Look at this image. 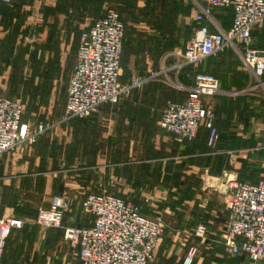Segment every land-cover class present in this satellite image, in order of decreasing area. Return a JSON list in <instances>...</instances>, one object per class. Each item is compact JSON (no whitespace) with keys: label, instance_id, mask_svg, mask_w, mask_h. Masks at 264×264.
<instances>
[{"label":"crops","instance_id":"crops-1","mask_svg":"<svg viewBox=\"0 0 264 264\" xmlns=\"http://www.w3.org/2000/svg\"><path fill=\"white\" fill-rule=\"evenodd\" d=\"M122 3L102 0L99 8L88 4L80 16H74L70 6L64 12L66 0H0V44L12 39L13 53L19 52L13 65L0 70V91L24 93L37 108L31 107L35 116L42 117L43 107L55 108L60 103L64 107L78 43L76 29L89 26L105 9ZM177 12L176 20L168 21L174 27L168 38L150 20L136 22L127 35L131 52L119 81L124 84L137 75L152 76L142 87L125 94L117 104L101 105L89 117L62 123L69 135L65 150L59 147L53 152L51 142L44 140L34 148L0 157L2 215L25 222L28 217L17 207L19 201L23 197L30 201L39 188L48 202L55 195L67 196L70 207L64 226L88 225L91 216L82 209L86 190L114 194L106 190L109 176L114 175L115 184L122 186L118 188L130 192L129 196L114 195L138 204L147 216H162L163 233L148 264H183L192 246L196 249L192 264H241L224 256L219 238L227 216L222 186L229 177L255 182L264 176V72L256 77L244 64L245 47L237 39L195 65L171 73L167 67L163 70L158 62L179 58L175 51L182 50L193 34L189 18ZM211 13L219 28H229V10ZM250 46L264 52V23L253 29ZM22 61L25 68L31 67L26 80L20 78ZM198 72L210 73L217 81L216 92L204 97L214 111L218 130L211 148L204 126L198 127L192 140L180 142L158 124L165 99L183 101L185 87L193 84ZM148 85H154V95L141 93ZM40 96L48 99L38 105ZM54 156L60 158L54 162ZM36 180L42 182L37 188L30 184ZM200 224L206 229L203 235L196 232ZM60 230L62 235L50 232L45 242L27 244L15 238L0 264H81L76 248L64 242ZM251 264H264V259Z\"/></svg>","mask_w":264,"mask_h":264},{"label":"built area","instance_id":"built-area-1","mask_svg":"<svg viewBox=\"0 0 264 264\" xmlns=\"http://www.w3.org/2000/svg\"><path fill=\"white\" fill-rule=\"evenodd\" d=\"M195 2L199 8L192 17L196 22L193 34L184 48L174 53L182 60L174 61L167 68L179 70L185 65H195L232 46V39H237L245 47L244 64L260 77L264 72V52L250 44L253 29L264 23V0ZM213 9L231 10L228 29L217 26L211 13ZM124 30L120 13L108 7L79 32L63 113L57 119L33 124L23 122L20 100L0 94V157L22 144L37 143L62 123L91 116L103 104H117L125 94L149 81L152 76L139 75L132 77L129 83L119 81ZM162 61L164 63V58ZM162 69L166 71L164 66ZM216 87L215 76L196 73L193 84L185 87L183 101L166 100L158 120L160 128L181 142L192 140L198 127L204 126L208 130L207 145L214 147L218 130L214 125V111L204 97L213 95ZM222 193L227 216L219 238L225 253L244 255L251 262L264 259V176L255 182L229 177L222 186ZM69 207L65 193L55 195L47 207L37 210L35 221L44 229H62L63 238L76 248L81 264H148L151 260L164 229L161 215L147 216L138 204L105 191L89 192L82 201V209L91 216L90 223L64 226ZM21 224L16 216L0 214V258L7 238ZM196 232L203 235L204 225H197ZM195 250L193 246L188 249L183 264H192Z\"/></svg>","mask_w":264,"mask_h":264},{"label":"rangeland","instance_id":"rangeland-1","mask_svg":"<svg viewBox=\"0 0 264 264\" xmlns=\"http://www.w3.org/2000/svg\"><path fill=\"white\" fill-rule=\"evenodd\" d=\"M147 2V3H146ZM186 3H184L182 0H134L133 6L131 7V9L128 10H123L121 11L122 13V17L124 19V24H125V30H124V34L128 35V33H130L132 31V27L134 26V24H136V22L138 23L139 21H144V20H150L153 22H156L157 20L161 19H165L163 18L164 14H170L171 12H169V7L168 5H179V9L178 11L184 13L186 15L185 19L189 18V22H190V27L192 26L193 29L196 26V22L192 19L193 14L198 10V6L195 2V0H185ZM184 4V6H183ZM83 28H77V35L79 34V32L82 30ZM124 35V36H125ZM190 39V38H189ZM188 39V40H189ZM164 51V50H163ZM162 51V52H163ZM172 57V56H171ZM173 61L171 60H161V64L158 62V64L162 67L164 66L165 68L168 67L169 64H172L174 61H176L178 59V62H181V57L179 56V58L176 59V57L172 58ZM23 61L21 62L22 65ZM158 66V65H157ZM43 67H40V70ZM22 75L20 78H24V80L27 79L28 77V73L31 71V67L29 68H25L23 65L21 66L20 70H19ZM171 71H175V69H171L169 70L168 73H171ZM122 75V72H121ZM172 79V78H171ZM65 88V87H64ZM1 95H5V96H10V97H14L16 99L20 100V103L22 104L23 107V112H22V121L23 122H28L30 124L35 123L36 121L41 120L40 118L46 120V121H52L55 120L59 117V115L61 114V111L63 109V104L60 103V105L55 106V108L52 107H41L42 108V117L39 116H35L34 114H32V109H31V105L27 102V98L25 96L24 93H8V94H2ZM61 93H59L60 95ZM48 97L46 96H40L37 100V104L41 105L44 103V99ZM166 100L164 101V105L166 103ZM163 105V106H164ZM34 108L33 110H37L36 107H32ZM47 119H52V120H47ZM60 126V127H59ZM57 127H55L50 133L44 135L43 137H41L37 143H42V141H49L52 144V150L53 152L56 151L58 152L59 150H57V148L59 147H63L65 150V146L66 144H68V137L69 135L67 134L68 131V127L66 126L65 128L61 125H59ZM64 131L66 132L64 134ZM62 132V136H60V133ZM61 137V138H60ZM64 140L62 141V144L60 145L57 144V142L61 139ZM35 144H22L18 147H16L14 150L9 151L8 153L11 152H16L17 150L20 151L21 148L25 149V148H34ZM57 158H60L59 156H54V162H56ZM63 165H65V161L63 160ZM109 187H106L108 192L114 193V194H119V195H123L124 192H122V189H119L118 187L121 185H117L116 183V177L114 175H110L109 176ZM102 181V179H101ZM42 182L40 180H36L34 182H31L30 184H32L35 188H37L38 186H40ZM122 187V186H121ZM36 190V189H35ZM38 193L32 197L31 196V200L30 201H26L27 198L23 197L20 201H19V206H17L18 208H20L21 210H24L23 213L24 215H26L28 217V219L25 222H22L21 226L19 228H17L16 231H14V233L9 236L7 238L6 241V246L12 242V241H16L21 239V242L24 243H32L34 241L36 242H45V240L47 239L48 235L50 232H57L58 235H62L60 228H46L43 229L41 227H39V225L36 223V213L37 210L40 207H45L47 206V204L49 203V198L47 196H44L43 194H40V189H37ZM87 192H97L96 189H87ZM130 192L124 193L125 195H130ZM124 196V195H123ZM33 199V200H32ZM0 214L2 215V213L0 212ZM13 215H16L15 213H12ZM22 221V219H21ZM63 237V236H62ZM16 238V240H15ZM64 242L69 243L68 241L64 240ZM70 244V243H69ZM223 254L225 257L230 258V259H237L238 263L241 262V264H251V261H249L247 259L244 260L245 256L243 255H229L227 253H225L224 249H223ZM250 262V263H249Z\"/></svg>","mask_w":264,"mask_h":264},{"label":"trees","instance_id":"trees-1","mask_svg":"<svg viewBox=\"0 0 264 264\" xmlns=\"http://www.w3.org/2000/svg\"><path fill=\"white\" fill-rule=\"evenodd\" d=\"M66 1L68 2V5L65 7L64 12L67 13L68 8L70 6L72 8L71 14H73L74 16H80V13H82L85 10V7L88 4H92L97 9V8H99V6L102 3V0H66ZM109 1L123 2L122 5L116 6V9L120 13L121 17H122L121 11L131 9V7L133 6V3H134V0H109ZM168 7L170 9L169 12H171V13L167 14V15L164 14L163 18H165V19H163V20L159 19L156 21V24L154 23V27L159 32H161L163 34V36L166 38H168V36H170L174 30V27H172L171 25H168V21L172 20L174 22L176 20V13H178L177 11L180 10L179 9L180 7L178 4L177 5H175V4L168 5ZM226 10H229L231 12L230 9H226ZM47 14H48L47 10H44L43 15L45 18H47ZM122 19H123V17H122ZM123 21H124V19H123ZM13 48H15V45L12 43V39H9L7 43H1L0 44V70L3 71L5 66H8V65L11 66V65H13V63H15L18 60V56H19L18 53L19 52L13 53L14 52ZM130 52H131V48H129V46H128L127 35H125V36H123V40H122V52H121V58H120L121 67H122L123 71L126 69V66L129 62ZM20 56L22 57V54H20ZM153 91H154V85H148L147 88H144V92L142 90L141 93L142 94L149 93L150 95H154L152 93ZM0 93L8 94V93H16V91H10V92L0 91ZM173 93L174 92L172 91L171 95ZM156 94H158V91L156 92ZM72 120H77V119H72ZM78 120H80V119H78ZM69 121H71V120H69ZM11 234H10V236H11Z\"/></svg>","mask_w":264,"mask_h":264}]
</instances>
